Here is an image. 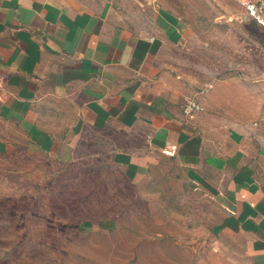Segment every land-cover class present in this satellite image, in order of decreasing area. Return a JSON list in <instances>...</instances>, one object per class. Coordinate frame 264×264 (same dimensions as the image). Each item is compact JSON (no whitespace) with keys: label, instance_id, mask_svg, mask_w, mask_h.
Instances as JSON below:
<instances>
[{"label":"crops","instance_id":"0c3cea01","mask_svg":"<svg viewBox=\"0 0 264 264\" xmlns=\"http://www.w3.org/2000/svg\"><path fill=\"white\" fill-rule=\"evenodd\" d=\"M219 1L0 0V154L89 146L133 178L174 161L216 199L219 233L264 264V124L185 114L174 57L196 5Z\"/></svg>","mask_w":264,"mask_h":264},{"label":"rangeland","instance_id":"374dc122","mask_svg":"<svg viewBox=\"0 0 264 264\" xmlns=\"http://www.w3.org/2000/svg\"><path fill=\"white\" fill-rule=\"evenodd\" d=\"M195 13L196 35L174 52L186 100L216 123L264 124V0ZM158 162L133 178L89 146L72 159L0 154V264H247L219 233L216 199Z\"/></svg>","mask_w":264,"mask_h":264},{"label":"built area","instance_id":"2783aa9c","mask_svg":"<svg viewBox=\"0 0 264 264\" xmlns=\"http://www.w3.org/2000/svg\"><path fill=\"white\" fill-rule=\"evenodd\" d=\"M183 109L185 114L191 115L195 111L199 110V105L193 100H185Z\"/></svg>","mask_w":264,"mask_h":264}]
</instances>
